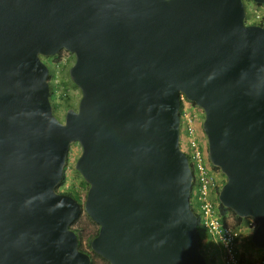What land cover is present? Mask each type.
I'll list each match as a JSON object with an SVG mask.
<instances>
[{"label": "water", "instance_id": "95a60500", "mask_svg": "<svg viewBox=\"0 0 264 264\" xmlns=\"http://www.w3.org/2000/svg\"><path fill=\"white\" fill-rule=\"evenodd\" d=\"M264 5V0H251ZM244 0H0V264H209L181 148V94L203 110L220 204L264 250V24ZM81 91L62 122L43 58ZM84 206L58 187L72 144Z\"/></svg>", "mask_w": 264, "mask_h": 264}, {"label": "built area", "instance_id": "2783aa9c", "mask_svg": "<svg viewBox=\"0 0 264 264\" xmlns=\"http://www.w3.org/2000/svg\"><path fill=\"white\" fill-rule=\"evenodd\" d=\"M252 10L254 9L247 10L246 21L256 24L264 23V5L259 6V9L254 10V12ZM63 58L65 61H61V64H66L70 58V53L66 52ZM181 100L183 104L181 125L185 137L183 143L187 147L186 153L194 180L197 181L195 188L198 187L199 191V195L197 197L193 196L192 201L198 211L201 226L210 236V240L218 246L216 258L219 259L220 263L222 261V264H243L242 232L235 226L230 215H222L219 203L211 200L209 196L210 190H214L217 183L220 184L221 182L217 173L215 175L213 173V177H210L207 173L210 163L207 145L201 134H197V127L204 121L203 113L188 102L184 95L181 96ZM191 106L193 114L189 112ZM247 225V229L251 231L256 228L255 221H250ZM217 259L214 262L215 264L218 262ZM251 264H264V259L255 258Z\"/></svg>", "mask_w": 264, "mask_h": 264}, {"label": "rangeland", "instance_id": "374dc122", "mask_svg": "<svg viewBox=\"0 0 264 264\" xmlns=\"http://www.w3.org/2000/svg\"><path fill=\"white\" fill-rule=\"evenodd\" d=\"M245 3L248 9L250 8H253L254 10L259 9V6L251 0H247L245 1ZM254 10H252V12H254ZM65 55L66 52L62 53L60 57L56 59L54 58L57 57L58 55L44 59V61L47 63L51 71L50 82L51 84H53V86L51 85V88L68 83L67 98L70 99V103L68 104L66 103L65 100L61 99V93L64 89H60L56 94L57 97L54 99V105L59 106L57 111L60 119H64L68 109L70 108L77 109L81 99V91L72 82L69 74V71L75 61L73 57H71L72 55H70V58L67 61V63L61 64V61L63 62L65 61L63 58ZM197 108L200 109L199 107ZM189 112L193 114L192 106L189 107ZM197 134H201L203 139L204 137L206 138L203 130V124L200 126L199 129L197 128ZM181 139L182 141L185 140L183 131H182ZM181 148L184 152H187V147L184 143L181 144ZM81 153H82V149L80 145L77 143L72 144L65 169L66 170L64 177L65 181L63 186H61L60 191L61 192L65 190L73 191L75 195V197L73 198L79 197L81 199V202L84 203L89 186L85 182L84 178L75 169V164L79 159V157L81 156ZM232 219L235 226L238 227V229H240V231L242 232L243 235L242 249L244 250V253H246L248 256H253V257H255L258 254H264L263 250H259L255 248L254 245L252 244V240L251 238H249L251 236V230L247 229L248 223L245 221H237L235 217ZM73 229L78 230L81 236L80 241L82 243L83 250L85 252L91 253V249L89 246L90 240L98 233L99 226L90 219L87 213L83 212L78 222L73 225ZM201 235H202L201 251L204 257L206 258V260L208 262H211V264H213V260L216 259L217 257L218 246H216L215 243H213L210 240V236H208L204 232L201 233ZM217 261H218L217 264H222V261L220 263L219 259H217ZM93 264H107V262L104 261L102 258L95 256Z\"/></svg>", "mask_w": 264, "mask_h": 264}, {"label": "clouds", "instance_id": "9594fccd", "mask_svg": "<svg viewBox=\"0 0 264 264\" xmlns=\"http://www.w3.org/2000/svg\"><path fill=\"white\" fill-rule=\"evenodd\" d=\"M245 1H247V0H244V4H245V11H246V16H247V10H248V8H247V6H246V3H245ZM256 4V3H255ZM258 6H262V5H259V4H257ZM245 23L247 24V25H263L264 23H262V24H256V23H248L247 21H246V17H245ZM64 51H62L61 53H59L58 54V57H56V58H59L60 57V55L63 53ZM67 52V51H66ZM71 54V53H70ZM43 60H44V58H43ZM46 63V62H45ZM75 63V62H74ZM47 64V63H46ZM74 65V64H73ZM51 72V71H50ZM50 76H51V73H50ZM51 81V80H50ZM50 85H51V82H50ZM51 91H52V88H51ZM183 94H181V96H182ZM185 96V95H184ZM187 99V98H186ZM188 102H190L189 100H187ZM194 107H196L197 108V106L194 104V103H192V102H190ZM53 107H54V101H53ZM202 113H203V116H204V120H205V114H204V112H203V110L202 109H199ZM54 113H55V109H54ZM182 114H183V104H182V100H181V121H182ZM55 115H56V113H55ZM66 115V114H65ZM57 116V115H56ZM58 117V116H57ZM61 120V119H60ZM65 120V117H64V119H62L61 121L63 122ZM203 123H204V121H203ZM202 123V124H203ZM201 124V125H202ZM200 125V126H201ZM200 126H198L197 128L199 129L200 128ZM181 135H182V125H181ZM202 136V135H201ZM206 136V135H205ZM203 138V137H202ZM204 142L206 143V145H207V151H208V140H207V137L205 138L204 137ZM180 143L182 144L183 143V141H182V139H180ZM78 144V143H77ZM81 147V146H80ZM185 154H186V156H187V153L186 152H184ZM208 156H209V152H208ZM189 161V160H188ZM209 161H210V159H209ZM211 163V162H210ZM190 165V164H189ZM212 165V164H211ZM213 166V165H212ZM191 167V166H190ZM214 167V166H213ZM216 168V167H215ZM218 169V168H217ZM219 171L218 172H216L217 173V176H218V178L220 179V182L221 183H223L224 181H225V183H226V177H225V175L221 172V170L220 169H218ZM192 173H193V171H192ZM65 177V176H64ZM64 181V180H63ZM193 183H194V175H193ZM193 183H192V190H191V196H190V202H191V207H192V209H193V211L195 212V214L197 215V217H198V220H199V216H198V211H197V209H195L194 210V207H193V205H192V203H193V201H192V197H193ZM62 184V183H61ZM225 184H223L222 186H221V188H220V190H219V193H218V202H219V194H220V191H221V189H222V187L224 186ZM89 186V185H88ZM89 190V189H88ZM88 193V192H87ZM86 197H87V194H86ZM77 199V198H76ZM85 201H86V198H85ZM80 203L82 204V206H84V204H85V202L84 203H82L81 202V199H80ZM220 203V202H219ZM196 208V207H195ZM83 212H85V211H83ZM86 213V212H85ZM83 214V213H82ZM227 215H230L232 218H234V216L232 215V214H227ZM82 216V215H81ZM80 219V218H79ZM78 219V220H79ZM236 219V218H235ZM78 220L75 222V223H77L78 222ZM243 221H245V222H247V223H250V221H255L254 219H242ZM256 222V221H255ZM74 223V224H75ZM73 224V225H74ZM73 225H72V230H74L73 229ZM257 226H258V223L256 222V228H257ZM199 227V226H198ZM255 228V229H256ZM255 229L253 230V231H251V236L249 237V238H251V240H252V235H253V233H254V231H255ZM75 232H76V230H74ZM77 233V232H76ZM98 233H99V231H98ZM198 234H199V232H198ZM244 234V233H243ZM98 235V234H97ZM245 236V235H244ZM200 237V236H199ZM95 238V237H94ZM93 238V239H94ZM79 240H81V237H80V239ZM242 242H243V238H242ZM200 243H201V249H202V241H200ZM253 244V243H252ZM90 247H91V245H89ZM255 247V246H254ZM256 248V247H255ZM80 249L82 250V251H84L83 250V247H82V243H81V241H80ZM91 249V248H90ZM241 250H242V253H243V258H242V263L243 264H251V262H253V260L256 258H263L264 259V254H258V255H256L255 257H253V256H248L246 253H244V250L242 249V243H241ZM260 250V249H259ZM264 251V250H263ZM85 252V251H84ZM86 253H88V252H86ZM88 254H91L92 256H93V263H94V257L95 256H97V255H94L93 254V252H92V249H91V253H88ZM99 257V256H98ZM101 258V257H100ZM217 259V258H216ZM216 259H214L213 260V264H215L214 262H215V260ZM104 260V259H103ZM105 261V260H104ZM107 262V261H106ZM208 262V261H207ZM92 263V264H93ZM209 264H211V262H208ZM108 264V263H107Z\"/></svg>", "mask_w": 264, "mask_h": 264}, {"label": "trees", "instance_id": "16d2710c", "mask_svg": "<svg viewBox=\"0 0 264 264\" xmlns=\"http://www.w3.org/2000/svg\"><path fill=\"white\" fill-rule=\"evenodd\" d=\"M70 55H72L71 57H73V59H74V61H75V56L73 55V54H70ZM58 57V56H57ZM45 59V58H44ZM54 59H56V57L54 58ZM54 59H52V60H54ZM74 64V63H73ZM64 68V67H63ZM68 84V83H67ZM67 84H62V85H60V86H56V87H53L52 88V100L54 101V99L57 97L56 96V94L58 93V91L60 90V89H64L63 91H62V93H61V99L62 100H65L66 101V103H70V99L69 98H67V90H68V88H67ZM52 86H53V84H51ZM58 108H59V106L58 105H54V109L55 110H58ZM210 166V167H209ZM209 166H208V170H207V173H208V175L210 176V177H213V173H214V175L216 174V172H218L219 170L217 169V168H215V167H213L212 165H211V163H209ZM66 171V170H65ZM195 178H196V176H195ZM64 181H65V179H64ZM64 181L62 182V184L58 187V191L60 192V193H62V194H65V195H69V196H72V197H75V195H74V192L73 191H70V190H65V191H60V188H61V186H63V184H64ZM223 184H225V181L223 182V183H217V186L215 187V189L213 190V189H211L210 190V194H209V196H210V198H211V200H213V201H216V202H218V193H219V190H220V186H222ZM195 186H197V181H195L194 180V183H193V196H195V197H197L198 195H199V191H198V187H196L195 188ZM198 186H200V185H198ZM193 198V197H192ZM77 199L80 201V198L79 197H77ZM219 203V202H218ZM192 205H193V203H192ZM193 207H194V210L196 209L195 208V204L193 205ZM219 207H220V211H221V213H222V215L223 216H225V215H227V214H232L235 218H236V220L237 221H243L241 218H239L238 216H236L232 211H230V210H228V209H225L220 203H219ZM76 232H77V234H78V237H79V239H80V234H79V232H78V230H76ZM198 232H199V236H200V241H202V235H201V233H205V234H207V232L204 230V228L201 226V222H200V220H199V227H198ZM98 234V233H97ZM97 234L94 236V237H96L97 236ZM208 235V234H207ZM209 236V235H208ZM93 237V238H94ZM93 238L90 240V245H91V242H92V240H93ZM91 248V247H90Z\"/></svg>", "mask_w": 264, "mask_h": 264}, {"label": "flooded vegetation", "instance_id": "af4514ba", "mask_svg": "<svg viewBox=\"0 0 264 264\" xmlns=\"http://www.w3.org/2000/svg\"><path fill=\"white\" fill-rule=\"evenodd\" d=\"M55 113H56V115L58 116V118H59V114H58V111L57 110H55ZM60 119V118H59ZM62 120V119H61Z\"/></svg>", "mask_w": 264, "mask_h": 264}]
</instances>
